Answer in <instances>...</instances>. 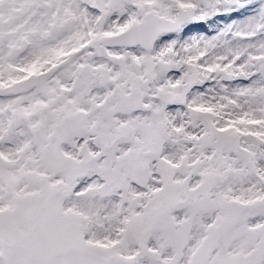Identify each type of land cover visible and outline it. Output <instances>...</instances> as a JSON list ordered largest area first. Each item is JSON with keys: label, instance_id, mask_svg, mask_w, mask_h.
<instances>
[{"label": "snow or ice", "instance_id": "obj_1", "mask_svg": "<svg viewBox=\"0 0 264 264\" xmlns=\"http://www.w3.org/2000/svg\"><path fill=\"white\" fill-rule=\"evenodd\" d=\"M0 264H264V0H0Z\"/></svg>", "mask_w": 264, "mask_h": 264}]
</instances>
